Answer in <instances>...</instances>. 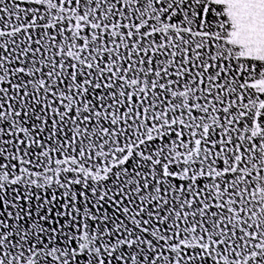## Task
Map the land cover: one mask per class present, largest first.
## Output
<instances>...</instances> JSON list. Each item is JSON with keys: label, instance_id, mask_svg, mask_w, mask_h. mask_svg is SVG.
Segmentation results:
<instances>
[{"label": "snow or ice", "instance_id": "1", "mask_svg": "<svg viewBox=\"0 0 264 264\" xmlns=\"http://www.w3.org/2000/svg\"><path fill=\"white\" fill-rule=\"evenodd\" d=\"M0 264H264V0H0Z\"/></svg>", "mask_w": 264, "mask_h": 264}]
</instances>
